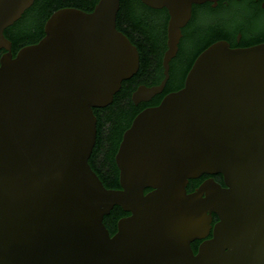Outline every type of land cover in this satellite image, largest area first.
I'll return each mask as SVG.
<instances>
[{
    "label": "water",
    "instance_id": "95a60500",
    "mask_svg": "<svg viewBox=\"0 0 264 264\" xmlns=\"http://www.w3.org/2000/svg\"><path fill=\"white\" fill-rule=\"evenodd\" d=\"M204 1L140 0L169 18L163 78L138 85L135 105L162 92L180 28ZM32 2L0 0V264H264V43L202 50L182 87L123 131L119 187L107 188L88 163L93 109L139 68L116 28L120 0L53 11L13 56L3 30ZM217 173L224 186L210 177L187 192L190 179ZM114 206L129 215L110 234ZM212 212V236L194 253Z\"/></svg>",
    "mask_w": 264,
    "mask_h": 264
},
{
    "label": "flooded vegetation",
    "instance_id": "af4514ba",
    "mask_svg": "<svg viewBox=\"0 0 264 264\" xmlns=\"http://www.w3.org/2000/svg\"><path fill=\"white\" fill-rule=\"evenodd\" d=\"M128 1L130 0H120L118 10L129 9L130 6L127 5ZM66 2L67 5H60V0H33L31 5L24 10L18 19L6 26L3 30V35L10 43V51L12 55L14 56L21 48L20 47L14 51V46L21 44H34L42 37L41 36L38 39L39 34L36 33V27L40 25V18L37 14L47 12L52 13L53 11L62 7H74L84 12H91L98 0H66ZM214 2L216 5L212 7L211 5H213ZM214 2L206 0L204 2L192 5L189 19L184 24V26L180 28L181 37L178 39L176 52L169 60L168 72H178L179 75L173 81H171L169 75L167 79L168 83H165L161 93L154 95L148 101H140L136 105L134 104L135 108H140L139 111L144 108L157 105L166 93L180 89L183 85L184 77L192 62L196 56L210 44L217 41H224L231 48H246L264 43V0H215ZM149 9L156 13L155 22L164 24L165 26L164 43L160 47V65L161 72H163L161 62L163 53L167 48L166 26L169 16L167 9L164 7L159 9ZM4 52H6V50L1 48L0 56ZM153 65L155 66V62H153L152 66L147 72H155ZM137 72L141 71L138 69ZM159 82L160 80L154 84H158ZM121 90L122 86L120 87L119 91L114 94L113 100L109 105L98 108L99 111L102 112L100 120L103 122V125L101 129L98 130L99 124L97 119L96 140L92 149L93 152L95 147H97L99 142H101V154L108 155L114 151L113 163L117 173L118 169L114 161V155L121 140L122 133L126 128H128L131 121L128 122V120L125 119L120 122L119 125H114L109 121L107 112L109 109H111V107L114 106L115 101L120 97V94L122 93ZM158 98L159 101L155 103ZM118 100L122 107L126 106V99L120 98ZM98 135H100V138ZM118 137L120 138L118 142H116ZM97 163L101 167L100 169L105 168L104 165H102V162L98 161ZM210 177H212L217 183L221 184V186H224L222 176L219 173L212 175L202 174L198 178L190 179L188 181L186 186L187 192H192L204 179ZM113 210L114 209L112 208L110 213L106 215L105 218H103V221H108L107 229L114 230L112 234L116 231L117 220L121 217L129 215L128 212H124L122 210V213L118 217L114 218ZM217 221V215L212 212L211 221L209 222L211 228L209 229L208 234L204 237L196 238L190 243L194 253L197 252V248L204 240L212 236L213 227Z\"/></svg>",
    "mask_w": 264,
    "mask_h": 264
},
{
    "label": "trees",
    "instance_id": "16d2710c",
    "mask_svg": "<svg viewBox=\"0 0 264 264\" xmlns=\"http://www.w3.org/2000/svg\"><path fill=\"white\" fill-rule=\"evenodd\" d=\"M60 1V5H67L66 0ZM127 5L130 6L129 9L118 10L117 12L116 28L123 34H125L129 38L131 43L136 46L139 53L138 69L141 72H137L130 79L122 81V93L120 94V97L118 99H126V106L122 107V105H120L119 103V100L117 99L114 103V106L111 107V109H109V111L107 112L109 121L114 125H119L120 122L125 119L128 120V122L131 121L133 117L139 112L140 108H135L134 103L131 101V92L134 88H136L139 84L153 85L163 77L160 65V47L164 43L165 26L164 24L155 22L156 13L144 6L139 0H130L127 2ZM50 14L51 13L48 12L37 14L40 18V25L36 27V33L39 34L38 39L43 36V24ZM25 45L28 44L14 46V51ZM153 62H155V66L153 65L155 72H147L152 66ZM169 75L171 81H173L178 77L179 73L169 72ZM166 83H168V80ZM158 101L159 98L155 101V103H157ZM93 112L96 116V119H98V130H100L103 125V122L100 120L102 112L99 111L98 108H94ZM98 137L100 138V135H98ZM119 138L120 137H118L116 142H118ZM100 148L101 142H99V145H97V147H95V149L91 153V156L88 159V163L91 168L97 173L105 187L118 188V173L113 163L114 151L111 154L103 155L101 154L102 149ZM98 161L102 162V165H104L105 168L100 169L101 167L98 165ZM113 209L114 218L118 217L122 213V209L119 206H114ZM105 217L106 215L104 216V218ZM103 223L106 227L108 226L107 220H104ZM109 231L110 234H112L114 230L109 229Z\"/></svg>",
    "mask_w": 264,
    "mask_h": 264
}]
</instances>
